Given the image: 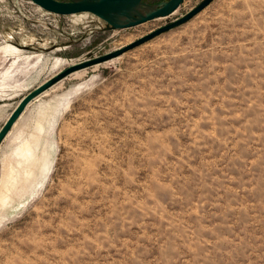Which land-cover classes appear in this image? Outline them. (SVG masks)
Returning a JSON list of instances; mask_svg holds the SVG:
<instances>
[{"label":"rangeland","instance_id":"rangeland-1","mask_svg":"<svg viewBox=\"0 0 264 264\" xmlns=\"http://www.w3.org/2000/svg\"><path fill=\"white\" fill-rule=\"evenodd\" d=\"M205 1L114 30L0 0V134L122 53L0 143V264H264V0L163 31Z\"/></svg>","mask_w":264,"mask_h":264},{"label":"water","instance_id":"water-1","mask_svg":"<svg viewBox=\"0 0 264 264\" xmlns=\"http://www.w3.org/2000/svg\"><path fill=\"white\" fill-rule=\"evenodd\" d=\"M34 4L42 8L48 13L57 16H72L76 14L89 13L97 16L107 23L109 28L114 30H123L139 25L145 24L149 21L159 18H165L172 15L186 0H169L159 5L147 6L144 4L145 0H68V2H60L57 0H31ZM213 0H207L202 3L195 11L190 15L183 18L179 22H176L163 31L173 29L180 24L187 22L189 19L201 12L210 2ZM141 7H157L152 12L142 14ZM162 31V32H163ZM144 42V41H143ZM122 53H116L108 57L100 58L91 62L84 63L69 69L63 75L56 77L53 81L39 87L37 90L29 94L24 98L19 107L13 112L8 119L2 133L0 134V143L6 138L11 131L15 119L25 110V108L36 97L48 90L56 81L67 75L72 74L78 70L84 69L92 64H98L107 59L116 57Z\"/></svg>","mask_w":264,"mask_h":264},{"label":"bare ground","instance_id":"bare-ground-1","mask_svg":"<svg viewBox=\"0 0 264 264\" xmlns=\"http://www.w3.org/2000/svg\"><path fill=\"white\" fill-rule=\"evenodd\" d=\"M157 7H141L140 11L142 14H147L149 12H152L153 10H155ZM82 75V74H79Z\"/></svg>","mask_w":264,"mask_h":264}]
</instances>
